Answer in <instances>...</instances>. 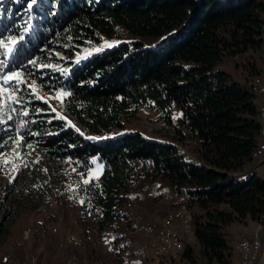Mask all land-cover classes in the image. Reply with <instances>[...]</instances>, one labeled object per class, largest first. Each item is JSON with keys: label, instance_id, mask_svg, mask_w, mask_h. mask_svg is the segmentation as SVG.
<instances>
[{"label": "trees", "instance_id": "trees-1", "mask_svg": "<svg viewBox=\"0 0 264 264\" xmlns=\"http://www.w3.org/2000/svg\"><path fill=\"white\" fill-rule=\"evenodd\" d=\"M263 18L264 0H0V86L20 108L18 118L5 115L0 150L12 143L9 131L19 148L69 160L82 177L101 166L89 183L74 182V194L82 220L98 233L112 228L113 264H146L131 258L117 231L129 221L124 205L141 176L167 181L198 208V249L186 245L182 260L231 264L224 227L246 218L260 223L264 215V177L234 175L258 153L252 87L264 73ZM137 35L161 41L145 46ZM110 38L118 43L102 46ZM227 60L234 73L222 67ZM10 72L22 82H6ZM25 79L63 91L65 116L24 87ZM143 105L171 123L170 139L124 130ZM186 140L196 158L178 146ZM3 220L0 237L9 233Z\"/></svg>", "mask_w": 264, "mask_h": 264}, {"label": "rangeland", "instance_id": "rangeland-1", "mask_svg": "<svg viewBox=\"0 0 264 264\" xmlns=\"http://www.w3.org/2000/svg\"><path fill=\"white\" fill-rule=\"evenodd\" d=\"M135 40L145 46L156 47L161 41V36L137 35ZM105 42L102 46L118 43L113 38ZM89 47L90 44L84 45L86 49ZM2 49H6V45H0V51ZM222 67L234 73L233 60H227ZM24 81V87H28L36 97L43 99L54 112L64 115L63 91H42L36 83L26 79ZM263 86L264 73L256 79L252 87L256 98H261L259 121L262 129L258 153L255 155L256 159H262V162L256 165L257 169L254 171L264 177V90L263 95L260 91ZM3 92L5 91H0V133L3 132L2 123L6 113L18 118L20 109L9 100V95ZM6 109L9 112H6ZM172 127L158 111L143 105L136 116L125 123L124 130L140 132L154 138L170 139ZM6 136L12 138V143L0 150V220L5 216L3 223L8 224L9 233L0 237V264H72V260L77 264H113L114 254L110 249L114 240L112 228L98 233L89 221L82 220L81 200L74 194V182L97 177L101 166H92L87 170V176L82 177L69 160L50 161L32 146L19 148L16 144L20 138L18 135L12 137L7 131ZM178 146L187 157H197L192 142H178ZM42 194L45 196L40 200ZM180 206H184L182 211L191 221L198 213V208L188 207L183 197L174 196L167 181L160 178L149 180L144 176L134 180L124 205L129 221L126 224L120 223L117 230L124 234V247L131 258L137 260V250L144 249L149 257L146 261L138 258L140 261H149L152 264L157 259L153 252L155 244L150 238L152 236L147 233V228L152 224H167L166 220L165 223H160L164 222L168 214L180 209ZM221 208L228 210L226 204H222ZM152 216L157 218L146 221L147 217ZM234 226H243L246 232L249 231L246 222L229 224L227 228H237ZM188 237L181 239L183 250L186 245H194L193 240ZM257 237L262 241L261 235ZM197 247L196 245V250ZM169 254H177L175 260L179 261L175 264H191L178 257L182 253ZM166 255L168 254L158 258L159 264ZM255 258L256 263H259L261 255ZM194 264H202V261ZM261 264H264V261Z\"/></svg>", "mask_w": 264, "mask_h": 264}, {"label": "bare ground", "instance_id": "bare-ground-1", "mask_svg": "<svg viewBox=\"0 0 264 264\" xmlns=\"http://www.w3.org/2000/svg\"><path fill=\"white\" fill-rule=\"evenodd\" d=\"M263 90L264 88L261 87L262 95ZM262 111H264V108H262ZM174 196L177 197L176 194ZM183 207L180 206L178 207L180 209L168 214L165 219L167 224L165 223L162 227L156 224L148 226L147 233L158 240L153 250L157 259L152 264H159L158 258L170 252L183 253L182 237H193V224L190 218L182 211ZM262 247V241L259 237L242 238L239 244V264H252L253 258L258 256V250L262 251ZM137 256L143 261H146L149 257L144 249L137 250ZM71 262L72 264H77L73 260Z\"/></svg>", "mask_w": 264, "mask_h": 264}, {"label": "crops", "instance_id": "crops-1", "mask_svg": "<svg viewBox=\"0 0 264 264\" xmlns=\"http://www.w3.org/2000/svg\"><path fill=\"white\" fill-rule=\"evenodd\" d=\"M256 103H257L258 106L260 105V103H261V98L260 97H257L256 98ZM260 161L262 162V159H260V160H257L256 159V161H254L253 163H251L248 166H246L244 168V170H242L241 172H237L234 175L244 176L248 171L249 172L250 171H254L255 169H257V166L256 165ZM156 218H157L156 216L147 217L146 221H149L150 219H153L154 220ZM136 220H138V217H137ZM158 220H160V219H158ZM245 222H246V226L249 227V231L248 232H246L243 229V226H234V227H237V228H227V226L224 227V232L226 234V237L228 238L230 244L233 246V249H234L233 263L232 264H238L239 257H240L239 244H240V241L242 240V238H252V237H257L258 235H260V232H259V229H258L259 223H256L255 221H252L249 218H246L243 223L245 224ZM163 223H165V219H164V222H162L160 224H163ZM234 223H238L239 224L240 222H233L231 224H234ZM162 226H159V227H162ZM240 237H242V238H240ZM150 238L154 241V244L156 246L157 243H158V240L155 239V238H153V237H150ZM190 240H193V243H194L193 246L194 247L196 245L198 246V244L194 240V238H191ZM146 249L148 251V248H146ZM170 253H176V252H170ZM178 257H180V259H181L182 255L181 256H178ZM176 258H177V254H169L168 253V255H166V257H164V259H163V261H162L161 264H175L176 262L179 261V260H175ZM146 264H150V262L148 261ZM191 264H194V263H191Z\"/></svg>", "mask_w": 264, "mask_h": 264}, {"label": "water", "instance_id": "water-1", "mask_svg": "<svg viewBox=\"0 0 264 264\" xmlns=\"http://www.w3.org/2000/svg\"><path fill=\"white\" fill-rule=\"evenodd\" d=\"M261 32H262L261 38L264 41V18H263V24H262ZM258 229H259L260 235L262 237V243H263V252H262L261 258L259 260V264H261L264 261V215H263V217L259 223Z\"/></svg>", "mask_w": 264, "mask_h": 264}, {"label": "snow or ice", "instance_id": "snow-or-ice-1", "mask_svg": "<svg viewBox=\"0 0 264 264\" xmlns=\"http://www.w3.org/2000/svg\"><path fill=\"white\" fill-rule=\"evenodd\" d=\"M13 43H15V41L13 40L12 41ZM21 73L19 72H10L7 76L3 77V79L7 82V81H17V82H22L19 80V77H20ZM31 87V86H29ZM0 91H5V89L2 88V86H0ZM9 99H11V97H9ZM24 115H27V112L24 113ZM85 183H89L88 180H85L84 181ZM83 203V201H82Z\"/></svg>", "mask_w": 264, "mask_h": 264}, {"label": "built area", "instance_id": "built-area-1", "mask_svg": "<svg viewBox=\"0 0 264 264\" xmlns=\"http://www.w3.org/2000/svg\"><path fill=\"white\" fill-rule=\"evenodd\" d=\"M258 255H262L261 250H258ZM252 264H259V263H256V258H253Z\"/></svg>", "mask_w": 264, "mask_h": 264}]
</instances>
